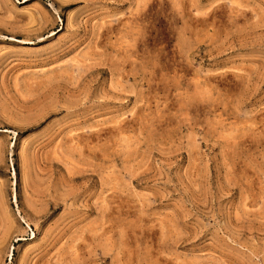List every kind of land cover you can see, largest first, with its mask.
Wrapping results in <instances>:
<instances>
[{"label":"rangeland","instance_id":"rangeland-1","mask_svg":"<svg viewBox=\"0 0 264 264\" xmlns=\"http://www.w3.org/2000/svg\"><path fill=\"white\" fill-rule=\"evenodd\" d=\"M0 264H264V0H0Z\"/></svg>","mask_w":264,"mask_h":264}]
</instances>
